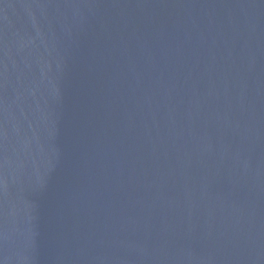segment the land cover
I'll return each mask as SVG.
<instances>
[{
  "label": "water",
  "instance_id": "water-1",
  "mask_svg": "<svg viewBox=\"0 0 264 264\" xmlns=\"http://www.w3.org/2000/svg\"><path fill=\"white\" fill-rule=\"evenodd\" d=\"M0 264H264V0H0Z\"/></svg>",
  "mask_w": 264,
  "mask_h": 264
}]
</instances>
